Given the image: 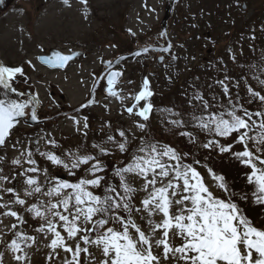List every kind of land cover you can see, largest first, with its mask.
<instances>
[{
  "label": "snow or ice",
  "instance_id": "6c2138e0",
  "mask_svg": "<svg viewBox=\"0 0 264 264\" xmlns=\"http://www.w3.org/2000/svg\"><path fill=\"white\" fill-rule=\"evenodd\" d=\"M62 2L72 6L71 0ZM78 3L84 5L83 15L87 19L88 0ZM164 35L166 32L161 33ZM171 48V43L158 49L143 47L131 55L140 57L150 50L169 52ZM78 55L71 50L68 54L57 51L37 59L51 69H63ZM163 59L161 56L160 60ZM103 63L106 76L96 80H106L103 90L123 101L125 98L116 90L123 72L113 70L112 61ZM260 73L264 74V67ZM23 75L21 66L0 62V148L7 146L22 120H39L38 95L27 94L15 85L17 77ZM230 79L225 76L216 82L227 98L226 103L217 102L215 96L210 102L196 92L189 101L192 107L189 119H172L169 123L178 129L190 125L192 131L179 132L189 144L199 145L209 153L229 154L246 168V187L240 193L233 190L224 174L201 164L200 159L189 160V152L161 144L147 135L133 144L127 134L129 130L116 129L119 138L108 134L105 142L92 145L95 154L77 148L58 155L37 148L41 157L63 169L71 179L41 169L29 149L21 153L25 157L23 162L20 158L13 159L12 164L21 170L11 177L0 175V209H5L2 214L14 218L16 223L9 227L11 238L5 240L0 236V244L12 253L16 264H30L27 249L35 244L36 237L22 226L31 219L39 225L34 231L50 237L48 260L58 257V250H62L65 254L62 264H96L93 248L102 254L99 264H264V226H256L240 206L241 202H250L264 207V79L253 76L260 85L257 90L242 77L246 98L238 91L233 95L232 86L225 82ZM235 87L241 88L239 80ZM95 88L94 84L90 98L81 108L98 103ZM153 95L149 80L144 78L141 89L130 96L133 102L124 108L130 117L138 118L133 125L141 132L148 126ZM69 119L80 131L81 121L75 116ZM88 128V117L84 116V136ZM19 143L17 140L12 147L15 149ZM49 143L58 147L55 140ZM108 144L121 155L118 163L109 165L107 158L114 153ZM236 145L241 150H235ZM198 166L206 170L211 186ZM41 172L43 181L36 175ZM18 178H22L23 195L15 186L7 187L4 183L11 184ZM4 194H10L9 200H4ZM29 198L35 202L29 203ZM13 204L19 205L28 218L13 210ZM3 256L0 252V264Z\"/></svg>",
  "mask_w": 264,
  "mask_h": 264
},
{
  "label": "rangeland",
  "instance_id": "374dc122",
  "mask_svg": "<svg viewBox=\"0 0 264 264\" xmlns=\"http://www.w3.org/2000/svg\"><path fill=\"white\" fill-rule=\"evenodd\" d=\"M257 1L180 0L168 25L173 45L170 54L151 53L139 57L134 63L122 65L119 70L123 75L116 90L125 99L121 101L108 96L103 90L106 88L104 83L95 90L98 103L80 109L90 98L96 77L106 69L104 61H114L143 47H167L166 40L160 36L167 0H88L87 19L83 15L84 5L78 0H71V7L64 5L62 0H7L4 6L7 4L9 8L0 16V62L24 69V75L18 76L15 82L24 91L38 92L42 105L40 118L49 117L51 120L47 119L49 121L45 124L36 127L21 123L13 131L7 146L0 150V157H3L0 160V169H3L0 175L11 177L19 172L21 168L13 165L12 160L20 158L23 162L25 157L21 153L29 149L41 169L47 168L54 176L71 179L63 169L41 157L37 148L40 152L53 151L58 155L66 150L76 151L77 148L95 154L93 144L105 142L108 134L119 138L115 130L124 129L129 130L127 134L133 144L147 135L161 144H171L182 152H189V160L195 157L201 160V164L206 163L217 173L224 174L233 190L240 193L246 187L244 173L247 169L229 154L209 153L199 145L189 144L179 132L192 131L191 126L174 129L169 121L189 119L192 111L189 101L197 85L201 86L199 93L210 102L214 96L217 102L227 101L216 82L220 80L219 73L225 74L227 69H231L233 55L246 59L244 70H240L235 79L245 75L246 69L264 65L261 53H257L263 51V47H254L251 41L254 29L264 24V10L261 8L257 14L255 11V8H260V5H255ZM235 29L242 32L243 39H230L231 35L238 33L232 31ZM51 49L64 53L80 51L86 58L81 56L65 71H51L37 59L47 55ZM161 56L164 59L159 64ZM27 61H31V65ZM144 78L149 80L154 95L150 98L153 109L146 122L148 126L141 132L133 125L138 118L130 117L124 108L131 105L130 96L141 89ZM167 110L180 113V116H173ZM70 116L81 121L80 131H77ZM84 116L89 122L87 136L83 135ZM200 139L203 141L202 134ZM17 140L20 143L14 149L12 144ZM50 140H55L58 147H53ZM235 150H241L240 146L236 145ZM121 158L117 152L107 161L118 163ZM24 167L28 165L24 163ZM198 170L211 186L206 170L202 166H198ZM36 175L44 180L42 172ZM21 179L11 184L4 183L7 187L15 186L23 195ZM212 190L219 195L214 187ZM9 196L4 194V200H9ZM32 202L35 201L29 198V203ZM240 206L256 226H264V207L250 202H241ZM11 207L28 218L19 205ZM4 211L0 209V236L8 240L12 235L9 227L16 221L3 215ZM36 227L39 225L31 219L28 225L22 226L24 231L36 237L35 244L27 249L30 264H62L65 255L62 250H58V257L48 260L50 237L45 238L34 231ZM91 251L96 257V264H99L102 254L95 248ZM0 252L4 253L3 264H16L12 253L3 244H0Z\"/></svg>",
  "mask_w": 264,
  "mask_h": 264
},
{
  "label": "trees",
  "instance_id": "16d2710c",
  "mask_svg": "<svg viewBox=\"0 0 264 264\" xmlns=\"http://www.w3.org/2000/svg\"><path fill=\"white\" fill-rule=\"evenodd\" d=\"M260 1V2H259ZM262 2H264V0H258L257 2H256V4L255 5H260V8H255L256 10V14H257V12H258V10H260L261 8L264 10V3H262ZM262 12H264V11H262ZM263 19V18H262ZM261 19V20H262ZM257 20V19H256ZM257 31H256V30ZM254 29V31L251 33V41H252V45L254 46V47H256V46H258L259 48L260 47H263V51H258L257 53H261L260 54V56L261 57H263V59H264V56H263V54H264V24H260V26L259 27H257V28H255ZM232 31H237L238 33L236 34V35H229L230 36V39H232L233 38V40L234 39H236V41H238L239 39L241 40V38L243 39L244 37H243V35H241L242 34V32H240V31H238L237 29H235V30H232ZM233 56H235V60H233V57H231V61L233 62L232 63V66H231V69H227L226 70V72L227 73H225V74H223L222 72L221 73H219L218 75H219V77H220V80H223L224 78H225V76H228V77H230L231 79L229 80V81H225L226 83H229L231 86H232V93H233V95L235 96V94H236V92L238 91L239 92V94H240V96L241 97H244V98H246V92L244 91V89H243V85H244V82H245V80L244 79H242V77L243 78H246L247 79V82L252 86V87H254V88H256L257 90H259V88H260V85L258 84V82H257V80H255V79H253V76L254 75H260V78L261 79H264V74H261L260 73V69H261V67H264V65L263 66H261V67H253V68H251L252 70H250V69H246V71H247V73H245V75H243V76H240V78L239 79H235L234 78V76H236V74H239L240 73V70H241V72L244 70V68L245 67H243L245 64H246V59L244 58V57H238L237 55H233ZM263 64H264V62H263ZM242 67V68H241ZM239 80V82H240V84H241V88H239V89H237L236 87H235V84H236V82ZM196 90H195V92H193V94L194 93H196V92H199L200 91V89H201V86L200 85H197L196 86ZM191 92V91H190ZM192 93V92H191ZM220 102H223V100H221ZM227 102V101H226ZM225 102V103H226ZM224 103V102H223ZM173 128L175 129V127L173 126ZM186 128V127H185ZM110 149H111V151L114 153V154H117V151H116V149L111 145V144H108L107 145ZM113 157V156H112ZM112 164V162L111 163H109V165H111Z\"/></svg>",
  "mask_w": 264,
  "mask_h": 264
},
{
  "label": "water",
  "instance_id": "95a60500",
  "mask_svg": "<svg viewBox=\"0 0 264 264\" xmlns=\"http://www.w3.org/2000/svg\"><path fill=\"white\" fill-rule=\"evenodd\" d=\"M179 1L180 0H167V4H166V8H165V16H164V18H163V20H162V22H161V30H162V32H166V35H164V36H161V34H160V36L162 37V38H165L166 39V41H167V45L169 44V43H171V45H172V42H171V40H170V38H169V35H168V25H169V21H170V19H171V17H172V13H173V10H174V7L176 6V4H178L179 3ZM161 32V33H162ZM150 48H162V46H160V47H155V46H149ZM139 49H141V48H139ZM139 49H137V50H139ZM171 50H172V48H171ZM171 50L169 51V52H160V51H149L147 54H149V53H152V52H154V53H157V54H163V53H165V54H169L170 52H171ZM57 51H59V50H56V49H52V50H50L49 51V54L48 55H46V56H52V55H54V53L55 52H57ZM136 51V50H135ZM60 52V51H59ZM134 52V51H133ZM62 53V52H61ZM79 53V55L74 59V60H72V61H75L77 58H79L80 56H81V52H78ZM64 54V53H63ZM146 55V54H145ZM122 56H124V57H126V59H123V60H121L120 59V57L121 56H119L114 62H113V69L114 68H116V67H118V66H120V65H122V64H125V63H134L136 60H137V58L138 57H136V56H133V55H131V53H129V54H126V55H122ZM143 56V55H142ZM72 61H69L68 62V64L69 63H71ZM117 61H119V63H117ZM38 62L42 65V66H44V67H47L46 65H44V64H42L39 60H38ZM163 61H161L160 59H159V63H162ZM68 64H67V66H68ZM67 66L65 67V68H63V69H61V70H65L66 68H67ZM47 68H49V67H47ZM49 69H51V68H49ZM52 70H54V69H52ZM105 73H107V70H106V72ZM120 79V78H119ZM98 84H99V81L97 82V84H96V88H95V90L97 89V87H98ZM94 95H95V93H94ZM44 123H46L45 121H40V120H38V121H31V120H29L28 121V124L30 125V126H37V125H41V124H44ZM1 149V148H0Z\"/></svg>",
  "mask_w": 264,
  "mask_h": 264
},
{
  "label": "flooded vegetation",
  "instance_id": "af4514ba",
  "mask_svg": "<svg viewBox=\"0 0 264 264\" xmlns=\"http://www.w3.org/2000/svg\"><path fill=\"white\" fill-rule=\"evenodd\" d=\"M6 2H7V0H4V3H3V4H0V16L4 13V11L6 10V8H9V5H7V4L4 6V4H5ZM6 6H7V7H6ZM73 52H74V51H73ZM82 57H83V58H86V57H84V55H83ZM69 67H70V66H69ZM55 71H58V70H55ZM102 74H103V72L101 73L100 76H102ZM104 83L106 84V81H105V80H102L101 83H100V85H99V87H100V86H103ZM15 85H16L19 89L22 90L23 87H20V85H18V83L15 82ZM23 91H24V90H23ZM25 92H26L27 94H30V95H35V94L38 95V92L35 91V90H34V92L32 93L30 90L26 89ZM62 99H64V97H62ZM39 101H40V100H39ZM41 108H42V105H41V101H40V103L37 105V110H38L39 120H40V121H46V122L49 121V120H51V118H49V117L46 118V119H45V118H44V119H41V118H40ZM50 110H52V108H51ZM58 117H59V116H58ZM47 119H49V120H47ZM28 121H29V120H27V121L22 120L21 123H22V124H25V125L28 126V127H30V125L28 124ZM21 123H20V124H21Z\"/></svg>",
  "mask_w": 264,
  "mask_h": 264
}]
</instances>
